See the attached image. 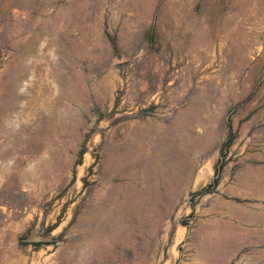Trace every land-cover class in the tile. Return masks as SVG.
I'll use <instances>...</instances> for the list:
<instances>
[{
    "label": "rangeland",
    "instance_id": "obj_1",
    "mask_svg": "<svg viewBox=\"0 0 264 264\" xmlns=\"http://www.w3.org/2000/svg\"><path fill=\"white\" fill-rule=\"evenodd\" d=\"M0 264H264V0H0Z\"/></svg>",
    "mask_w": 264,
    "mask_h": 264
}]
</instances>
